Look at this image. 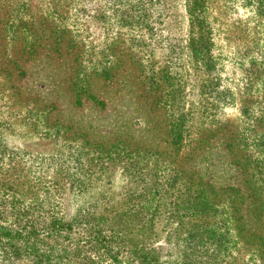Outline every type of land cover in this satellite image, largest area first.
<instances>
[{
  "label": "trees",
  "instance_id": "obj_1",
  "mask_svg": "<svg viewBox=\"0 0 264 264\" xmlns=\"http://www.w3.org/2000/svg\"><path fill=\"white\" fill-rule=\"evenodd\" d=\"M238 1L263 26L257 62L264 70V0ZM168 3L112 0L111 9L122 28L139 34L131 43L142 47L144 36L162 43L166 29L161 19ZM211 3L184 0L187 51L204 78L202 90L219 96L211 79L217 59ZM60 39L52 37L50 50L59 53ZM122 51L119 58L114 51V58L95 54L88 70L69 75L72 105L84 102L94 111L103 109L105 100L97 92L112 90L127 106L122 109L114 102L118 110L110 122L94 117L97 125H108L103 134L91 133L92 123L77 134L72 126L64 132L65 147L50 155L47 195L36 187L32 197L23 191L0 197V255L9 264H157L156 254L140 245L161 240L170 248L184 242V258L208 254L215 257L211 264L228 257L235 262L238 257L230 252L240 244L250 252L252 263L246 264H264V192L254 167L264 147L244 157L238 132L222 124L203 126L192 135L190 116L179 100L182 88L172 82L173 70L163 62L154 67L152 58L142 62L138 53L130 52L131 69L122 73L129 59ZM212 150L220 153L218 159L212 158ZM219 160L222 175L232 181L215 174L213 165ZM259 175L264 177V167ZM65 191L91 203L66 217L60 201Z\"/></svg>",
  "mask_w": 264,
  "mask_h": 264
},
{
  "label": "rangeland",
  "instance_id": "obj_2",
  "mask_svg": "<svg viewBox=\"0 0 264 264\" xmlns=\"http://www.w3.org/2000/svg\"><path fill=\"white\" fill-rule=\"evenodd\" d=\"M111 4L112 0H0V197L20 195L22 191L32 197L36 187L47 195L51 191L50 155L65 147L67 129L72 126L77 134L80 127L92 123L90 132L103 134L108 125H97L92 122L94 117L110 122L118 110L114 102L122 109L127 106L122 103L123 96L112 90L97 92L99 99L105 100L103 109L94 111L84 102L72 105L67 90L69 75L81 68L88 70L95 54L114 58L113 51L118 55L124 50L130 60L124 58L122 73L131 69L130 52L138 53L142 62L152 58L154 67L167 64L174 72L173 84L182 88L179 100L190 116L188 130L192 135L203 126L222 124L238 132V150L244 157L248 151L255 156L256 150L264 147V70L257 62L263 26L238 0H212L209 12L216 30L213 52L217 58L211 79L216 81L215 90L222 94L219 96L205 94L204 78L189 57L184 0H169L164 9L162 43L144 36L142 47L131 43L130 39L139 34L119 25ZM56 36L66 46L62 44L59 53L49 48ZM74 54L82 58L75 59ZM212 153L213 159L220 157L217 150ZM263 157L254 166H258L257 184L263 185L260 193L264 192V177L259 175ZM222 164V160L215 161L213 169L227 180L220 169ZM60 201L66 217L91 203L66 191ZM140 246L156 254L157 264H211L215 260L208 254L184 258V242L175 248L163 245L161 240ZM240 246L231 250V256L238 257L237 262L252 263L248 248ZM231 260L223 258L219 263L236 262ZM0 264L9 263L0 255Z\"/></svg>",
  "mask_w": 264,
  "mask_h": 264
}]
</instances>
